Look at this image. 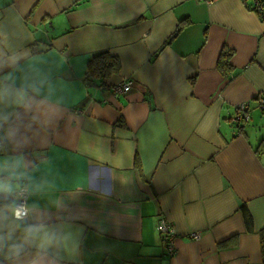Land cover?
<instances>
[{
	"label": "crops",
	"instance_id": "crops-1",
	"mask_svg": "<svg viewBox=\"0 0 264 264\" xmlns=\"http://www.w3.org/2000/svg\"><path fill=\"white\" fill-rule=\"evenodd\" d=\"M104 50L118 70L86 80ZM260 94L264 19L242 0H0V195L28 210L0 204V264H262Z\"/></svg>",
	"mask_w": 264,
	"mask_h": 264
},
{
	"label": "built area",
	"instance_id": "built-area-1",
	"mask_svg": "<svg viewBox=\"0 0 264 264\" xmlns=\"http://www.w3.org/2000/svg\"><path fill=\"white\" fill-rule=\"evenodd\" d=\"M204 1L211 2L213 0H204ZM242 1L247 9L254 11L257 14L264 13V0H242ZM131 85H132V80L127 79L113 86V91L116 94L125 93L130 89ZM257 102H258V106L262 110H264V94L259 95ZM237 111H238L237 115L233 118L234 123L242 124L249 120L248 103L246 102L241 103L238 106ZM12 202H14V205L20 216L27 215L28 210L26 205V190L24 188L19 189L12 196ZM155 228L160 234L162 240L164 241L167 254L172 256L175 253V247H174L175 232L172 224L165 219H160L157 222ZM189 237L196 240L200 238V234L198 232H191L189 233Z\"/></svg>",
	"mask_w": 264,
	"mask_h": 264
},
{
	"label": "trees",
	"instance_id": "trees-1",
	"mask_svg": "<svg viewBox=\"0 0 264 264\" xmlns=\"http://www.w3.org/2000/svg\"><path fill=\"white\" fill-rule=\"evenodd\" d=\"M258 15L261 19H264V13H259ZM30 48H31V53L33 54L41 51V49L39 50L38 48H36V42H33ZM46 48H48V45L46 46ZM229 56H230V52H225L223 54V57L219 59L218 68L221 71H226V69L229 67L228 64ZM118 68H119V61L116 58V56L111 55L106 50L100 51L94 54L92 58L89 60L85 79L101 81L104 77L116 72ZM235 124L237 126H241V124L238 123ZM3 144L4 143L0 141V146H3ZM11 201H12V196H9L7 198L0 195V204L10 203ZM241 212L246 230L253 231L251 217L244 206L241 207ZM258 235L260 242L261 261L262 264H264V228H261L258 231Z\"/></svg>",
	"mask_w": 264,
	"mask_h": 264
}]
</instances>
